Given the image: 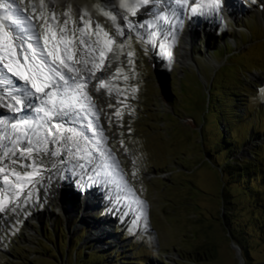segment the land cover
<instances>
[{
  "label": "rangeland",
  "instance_id": "obj_1",
  "mask_svg": "<svg viewBox=\"0 0 264 264\" xmlns=\"http://www.w3.org/2000/svg\"><path fill=\"white\" fill-rule=\"evenodd\" d=\"M115 4L128 15L119 8L120 0ZM33 5L38 14L40 0H24L21 7L31 14ZM53 5L61 22L70 6L73 19L78 21L86 12L93 28L98 22L115 34V25L104 15L100 0H45V11ZM150 6L171 18L170 30L161 35L159 28L125 29L132 39L125 41L124 54L113 61L112 69L119 63L129 79L115 80L120 94L117 100H100L96 106L111 120L106 135L114 139L109 147L135 195L145 201L146 220L132 227L135 212L126 203L111 199L115 187L102 189L103 195H97L91 207L87 192H101V187L83 182V190L73 197L77 206L68 217L60 205L62 191L57 200L55 196L41 197V189L31 184V199L20 196L30 204L26 211L27 203L23 211L0 214V264H245L231 245L233 237L224 215L231 214L241 222L240 234H250L248 228L254 226L257 216L252 208L255 191H260L257 195L264 203V0H224L218 14L189 15V8L181 9L179 20L159 5ZM145 12L141 18L130 19L139 23L155 13ZM3 15L0 9V22L9 23L3 21ZM116 23L123 24L120 16ZM151 31L158 32L154 44L148 42ZM184 45L190 51L188 61L180 60L186 53L181 51ZM129 51L133 53L130 58ZM108 102L112 107L106 106ZM117 110L121 117L114 115ZM223 112L229 116L236 112L230 119L233 135L228 143H237L240 149H234L232 158L260 160L259 173L249 176L254 177L251 196L242 194L244 185L231 187V207L223 193L224 182L232 177L210 161L214 156L208 153L229 150L221 145L222 136L229 135ZM102 122L106 126L105 115ZM66 182L73 188L80 185L67 178ZM8 197L11 205L15 199ZM102 229L107 236H102ZM246 243L251 245L256 264L264 262V240L256 236ZM206 247L214 255L204 253Z\"/></svg>",
  "mask_w": 264,
  "mask_h": 264
},
{
  "label": "snow or ice",
  "instance_id": "obj_2",
  "mask_svg": "<svg viewBox=\"0 0 264 264\" xmlns=\"http://www.w3.org/2000/svg\"><path fill=\"white\" fill-rule=\"evenodd\" d=\"M100 2L104 15L115 25L114 35L98 22L93 28V21L86 19V12L78 21L73 19L70 6H66L65 19L61 22L54 5L45 11V0H40L38 14L34 5L31 14H26L27 9L21 7L24 0H0V9L4 11L2 19L9 22H0V109L12 114L8 117L0 112V142L7 141L11 145L0 143L3 149L0 152V192L5 194L0 196V214L15 210L9 208L8 193L18 198L27 185L37 182V176L42 179L44 171L59 170L60 164L67 163L63 159L52 160V157L67 155L68 160L77 161L74 167L92 173L87 178L93 184L105 183L118 190L111 199L117 204L126 203L135 212L133 228L146 220L145 201L135 195L124 179L120 162L105 147L107 138L97 123L99 116L87 89L95 80V91L107 88L111 94V80L129 79L119 66L104 78L97 76V72L111 69L113 61H118L124 54L125 41L132 39L126 36L125 29L134 32L137 28H159L162 35L170 30L171 18L155 12L152 19L143 22L130 19L137 16L140 8L149 4L155 6L157 0H120L119 8L128 15L119 12L115 0ZM175 4L180 9L190 7L193 15L218 14L224 0H191V5L189 0H175ZM117 16L123 24L116 23ZM172 16L179 20L180 12L174 11ZM157 35V31L149 32L148 42L154 44ZM116 37L121 41L118 42ZM137 38L142 39L139 33ZM172 39H175L174 35ZM132 55L131 51L127 53L129 58ZM128 62L131 64V59ZM29 111L35 115H19ZM114 115L121 117L122 113L117 110ZM90 116H95V121ZM65 117L68 119L64 120ZM49 144L56 147L50 149ZM120 144L123 147V140ZM41 153L49 159V164L43 162ZM17 167L24 171H18ZM135 175L134 170L132 176ZM25 199H31L30 191Z\"/></svg>",
  "mask_w": 264,
  "mask_h": 264
},
{
  "label": "bare ground",
  "instance_id": "obj_3",
  "mask_svg": "<svg viewBox=\"0 0 264 264\" xmlns=\"http://www.w3.org/2000/svg\"><path fill=\"white\" fill-rule=\"evenodd\" d=\"M189 4L191 5V0H189ZM150 5H147V6H145V8L140 9V11L137 12L138 13L137 15H139L140 18H141L142 15H144L146 13L145 10H148V12H151V13L155 12L153 7H151ZM155 5H159L163 9L164 8L165 9L168 8V10H169L168 13H169V15L171 14V16H172V13L174 11L178 12V11L181 10L179 8V6L175 4V0H157V3ZM188 14L189 15H193L191 13V11H190V7H189ZM172 17H174V16H172ZM186 43H187V46H189V43H188L187 39H186ZM181 51H184L186 53L184 55L180 56V60L181 61L182 60L183 61H188V55L187 54L190 51L187 49V47L185 45L181 47ZM115 66L118 67L119 63H116ZM115 68L112 69V67H111V69H108L107 71L114 72ZM109 73L108 72H106V73L105 72H103V73L97 72V76L101 77V78H104V77L108 76ZM95 84H97V81H95V80H94V82L91 81L88 84V89H87L88 90V94H92L91 96H94L95 98L99 97L101 99L102 103H107L108 99H112L113 98L114 100H117L120 97L119 91L114 86V85H116V81L115 80H111L110 81V85L113 86V91H112L111 94L108 93L107 88H103V89H100L99 91H95L94 87H93ZM95 102H96V100L95 101H91L92 104H94ZM35 103L38 104V101H35ZM108 105H109V102H108V104H106V106H108ZM0 112H3V114L5 116H8V117H11V115H12L6 109H0ZM19 115L22 117V116H32V115H35V114L29 111V112L20 113ZM96 115L99 116V121L97 123L102 128V130L104 132V136L107 138V143H106L105 147L111 150V148L109 147V144L114 139V136L109 134L110 137H107V135H106V134H108V132L110 133V131H109L110 124L108 122V115L106 113L105 114L99 113L98 111L96 112ZM104 115H105L106 120H107L106 126H105V123L103 124V122H102V116H104ZM67 119H68L67 117L64 118V120H67ZM91 119L93 121H95V116H91ZM75 126L79 127V124H76ZM88 135L90 136L91 133L89 132ZM0 143L9 144V142H7V141H3V142H0ZM50 145H51L50 149H53V148L56 147L53 144H50ZM9 146H11V145L9 144ZM2 151H3V149L0 148V152H2ZM111 152L114 154V152L112 150H111ZM41 158H43V162L46 165L50 163L49 159L47 157H44L43 153H41ZM51 159L52 160L63 159V160H66L67 163L60 164L59 165V170L52 169L51 171H44L43 178L42 179L40 178L41 180H39V181L35 178L37 182L34 183V184L41 189V194H40L41 197L46 196V197L50 198L51 196L52 197L55 196L56 197L55 200H57V196H58L59 192L62 191V200L60 201V203H61L60 205L62 206L61 207L62 208V212L66 213L68 217H71L72 216L71 214L73 212V208L75 206H77V204L74 201L73 197H75L78 194L77 193L78 188H73L72 184H69V183L66 182V178L69 181L74 180V181H76V183L82 184L83 182H89L90 181V180L87 181V179H88L87 177H88V175H91L92 173L86 172L85 170H83V169H81L79 167H74V165L77 163V161L68 160L67 155H63V156H61L59 158L52 157ZM7 162L8 161H5V163H7ZM38 162H39V160H38ZM25 163H28V161H25ZM80 163H83V161H80ZM17 168H19V167H17ZM20 170L24 171L23 169H20ZM27 170L28 171H32V169H27ZM1 176H2V174H0V177ZM124 179L127 180L125 177H124ZM127 182L129 183L128 180H127ZM97 184L100 185L101 192L98 189H91L90 191L87 192L88 193V201L87 202L91 203V205H90L91 207L95 206V204L92 203V200L96 199L97 195L99 197H101L103 195L102 189H104L106 186L107 187L109 186V189H110V187H112V189L114 188L113 185H109V184H105V183H96V185ZM32 186H34V185H32ZM80 190H82V187L80 188ZM29 191H31V184L27 185L24 188L23 192L18 196L19 199H20L21 195L25 194L27 196ZM116 191H118V190L115 189V192ZM7 195L11 196V197H13L15 199V201L11 205H9L10 209H12V208L15 209L14 211H17V212L23 211L22 210L23 209V205L26 204V203L27 204L29 203V202H24L21 199H20V202H19L18 198L14 197L11 193H8ZM93 196H95V197H93ZM97 202L98 201H96L94 203L98 204ZM70 203H73L72 207H70ZM17 204H18V206H17ZM29 205L30 204L24 205L25 206L24 211L27 210V206H29ZM90 206H88L89 209H90ZM96 206H98V205H96ZM88 207H86L87 208L86 210H89ZM8 212H10V211H6L5 213H2V214L6 215V213H8ZM1 217L4 218L5 216H1ZM87 218L89 219V216H87ZM97 226L98 225H96L95 228H97ZM107 235H108L107 234V230L102 229V236H107ZM94 240H96V239H94Z\"/></svg>",
  "mask_w": 264,
  "mask_h": 264
},
{
  "label": "trees",
  "instance_id": "obj_4",
  "mask_svg": "<svg viewBox=\"0 0 264 264\" xmlns=\"http://www.w3.org/2000/svg\"><path fill=\"white\" fill-rule=\"evenodd\" d=\"M239 97L240 96H234V99L239 98ZM236 101L237 100H235V102ZM221 114H224V116L225 117L227 116V118L229 119V120L227 119L226 122L223 119L224 120L223 126L225 128V131L228 132L229 135L222 136L221 145L223 146V149L225 150L229 149V150L225 154L224 153L220 154L221 151L215 152L218 154L217 158L214 155L215 153L213 155H212L213 152L211 151L208 153H209V157L212 158V156H214L213 160H210V161H212L217 167L221 168L225 175L230 174V176L232 177L230 178V181L224 182V185H225L224 192L225 193H223V199L226 200L225 202L227 203V205L231 207L232 205H234V202L233 201L231 202L229 199V197L231 196V192H230L231 187L233 186L239 187L240 184L244 185V188L242 187L243 189L242 194L247 197L251 196L250 193L252 192V190L250 189H254L252 187L251 182L253 181L254 177L250 178L249 176L259 173L256 171L260 169L259 168L260 160L256 157L254 159H244L243 161L240 162L232 158L231 155L234 154L235 152L234 149L236 148L237 150L240 149L239 147H236L237 143L235 144V146L233 145V143H228L229 139H232L229 136H231V134L233 135L232 131H230V128L233 125L230 119L236 114V112L234 113L233 116H229L228 114H225L224 112ZM236 118L238 120L240 116L239 117L237 116ZM221 158H222V162L219 160ZM214 159L216 161H214ZM253 161L255 162L254 164H253ZM255 192L257 194L260 193V191H255ZM257 194L253 196L256 202L252 204L253 211L256 212L257 214V216L254 217V221H253L254 226L250 228L247 227L248 229L252 230L250 234L248 233V231L244 233L243 235L240 234V232H242L243 230L242 228L244 227L242 226L241 222L238 221L237 219L231 218L230 216L231 214L229 215L228 213H226L224 215L225 224L229 228L228 234L233 237V240H235L237 245L240 247L242 256L244 257L245 264H256L255 260L253 259L251 255V245L246 243L248 239L255 240V237L258 236L261 240H264V203L259 200V196ZM231 212L233 211H230V213ZM214 252L215 251L213 249L206 247L204 253L209 254V255H214ZM261 264H264V262H261Z\"/></svg>",
  "mask_w": 264,
  "mask_h": 264
},
{
  "label": "water",
  "instance_id": "obj_5",
  "mask_svg": "<svg viewBox=\"0 0 264 264\" xmlns=\"http://www.w3.org/2000/svg\"><path fill=\"white\" fill-rule=\"evenodd\" d=\"M231 240H232V243H231L232 247L239 253L241 261H244L240 247L234 243L233 239H231Z\"/></svg>",
  "mask_w": 264,
  "mask_h": 264
}]
</instances>
